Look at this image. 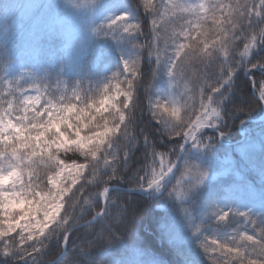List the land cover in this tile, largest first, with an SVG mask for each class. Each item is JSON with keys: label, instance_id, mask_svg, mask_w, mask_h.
<instances>
[{"label": "snow or ice", "instance_id": "obj_1", "mask_svg": "<svg viewBox=\"0 0 264 264\" xmlns=\"http://www.w3.org/2000/svg\"><path fill=\"white\" fill-rule=\"evenodd\" d=\"M146 11L156 13L155 6L151 0H145ZM166 12L161 16L168 15L170 20L176 21L177 26L172 30V43L180 37L185 42L176 45L174 53L165 61L168 66L169 75L175 78L183 75L186 64L189 62L211 63L214 57H223L220 76L225 77L217 80L220 87H212V92L223 98V89L230 81L236 68L228 63L229 48L234 47L239 40H246L244 50L240 53L242 58L248 57L250 51L259 44H264V0H230L224 3L223 0H207V2L187 3L186 0H170L165 5ZM191 19H185V17ZM211 21V26L207 22ZM110 23H119L127 33H136L140 25L128 23L127 14L115 17ZM156 21L153 20L155 25ZM259 27V31H257ZM162 39L159 32L154 28L153 40L148 55L156 56L157 63L161 61L162 52L159 42ZM165 47L168 40L164 39ZM138 50L142 47L134 45ZM238 67L248 69L260 68L264 71V58L256 63H246L244 59L237 61ZM251 65V68L248 67ZM140 70V53L137 51L135 57L123 62V72L128 73L125 77L126 90L121 91L119 83L113 89L105 84L99 95L83 99L79 94L73 92L76 102L72 97H61L59 101L46 99L43 107L39 110L35 105L40 103V97L23 95V99L16 97L15 101L8 99L7 102L0 100V252L8 254L14 247H28L32 253L40 251L43 247L42 238L53 235L63 239L67 244L72 235L71 227L74 223L83 224L82 232L87 233L88 229H95L90 220L85 219L87 213L83 212V205L90 204L86 197L77 196V191L83 192V185L73 190L77 183V177L85 170L91 168L96 172L93 161L103 160L112 168L114 175L118 170L116 167L119 159L118 152L121 150L119 142L125 141L124 149L132 144L136 137L128 131L131 122L130 103L133 97V90L136 86ZM119 74H114V78ZM130 77V78H129ZM261 96H264V76L260 82ZM123 95L122 104L117 101V96ZM209 96V101H212ZM7 105L5 107L4 105ZM157 108L163 107L165 112L171 113L172 117L179 119V109L173 106L171 109L157 102ZM206 105L205 112L196 121L188 125L189 131H183L185 137L191 136L194 140L195 131L201 126V120L209 123L212 116H218V108ZM127 110V115H126ZM13 112L22 113L13 117ZM155 112L153 115L155 116ZM184 125H175L171 131L180 135ZM118 149V150H117ZM76 153L83 157L84 163H67L60 158V153ZM125 157L128 156L124 151ZM153 157L157 154L152 153ZM111 157V160L108 157ZM127 158L123 164L127 163ZM39 162L45 167L37 173L33 166L39 168ZM171 163V162H169ZM163 165V161H162ZM171 171V169H169ZM200 183L205 172L196 168ZM28 179L25 180L24 176ZM163 167L159 173L153 169V175L148 180V187L160 186L164 177ZM47 177L46 190L36 180ZM109 175L107 179H111ZM139 183L144 186L143 178ZM39 189V190H38ZM69 193H71L69 195ZM107 187L99 192L100 197H105ZM83 201V203H81ZM79 209V213H77ZM105 215L108 223L103 226V231L96 233V236L104 239V232L111 234L113 220L121 218L120 211L115 215L108 214L103 210L96 215ZM229 215L228 212L217 217L223 221ZM243 215V214H241ZM95 216V215H94ZM93 218V217H92ZM254 223V221H253ZM18 234L16 238H10V234ZM258 235L239 233L238 238L234 237L229 241L220 242L216 239L211 245L206 242L201 244L205 253L208 254L211 248V264H264V231L258 230ZM88 247H94L96 239L88 240ZM32 242V243H28ZM39 245V247L37 246ZM64 264H76L75 259L70 255Z\"/></svg>", "mask_w": 264, "mask_h": 264}, {"label": "rangeland", "instance_id": "obj_2", "mask_svg": "<svg viewBox=\"0 0 264 264\" xmlns=\"http://www.w3.org/2000/svg\"><path fill=\"white\" fill-rule=\"evenodd\" d=\"M48 0H36L34 3L38 4L41 3V9L43 10L46 2ZM187 3H196L194 0H186ZM202 2H207V0H203ZM224 3H229L223 0ZM257 3H259V0H256ZM70 1H67L65 3V9L67 10V7L69 5ZM32 2L29 3V6H31ZM76 11H80L84 9V6L82 5H77L74 8ZM160 12L165 13L166 11L162 8ZM70 15V13L67 15V17ZM83 16H81V19ZM185 19H191V17H185ZM155 20V19H154ZM153 29L161 35L162 39L159 42L160 50L162 52L161 56V61L157 63L156 56L155 54L151 57L155 60L156 66L155 69L157 73L155 77V84H167L169 89L174 91L175 94L183 96L186 98V100L191 102L192 108L194 111L197 113H204L206 108V105H209V98L205 97V94L207 92L211 93V87L208 85L211 84L212 87H218V84L216 83L217 80H222L225 77L220 76V70H221V65L224 63L223 57L217 56L213 58V61L211 63L205 62V63H198V62H189L186 64V69L183 73V75H177L175 78L169 75L168 72V66L166 64V60L169 56H172L175 50L176 45L182 42L183 37H180L179 40H176L175 44L172 43V38H171V33L172 30L177 26V22L170 20L168 15H163L160 16L159 19H157L155 25L153 24ZM167 38L168 44L167 47H165L164 39ZM237 42H241V45L236 43L234 46L237 51L234 53L229 50V59L228 63H231L232 66L234 67L236 64V61L234 59V56H236L237 61L243 59L240 55L241 52L244 50V44L243 40H239ZM247 41L244 40V43ZM103 71H108V67H104ZM122 73L121 69H117L114 71V73L107 75L105 78L100 79L97 81V91L100 92V90L103 88L105 84H108L110 88L113 89V94H114V85L120 81L121 78L124 77L123 74L118 75L117 77L114 78V74H119ZM215 81V82H214ZM214 82V83H213ZM29 88V86H28ZM123 86L121 87V91L126 90L122 89ZM30 95V94H29ZM54 95L56 97L58 96H65L66 92L57 90L55 91ZM73 95V91H70L68 93V97ZM119 97H123V95L117 96V99ZM50 100L56 101L57 99L52 98ZM59 101V99H58ZM44 102L40 105L39 109L43 107ZM190 105V104H189ZM209 112L211 111V108L207 109ZM210 122V121H209ZM201 123H206L204 120L201 121ZM202 138L207 139V137H203L201 134L198 135L197 137V142H201ZM163 161V165H162ZM171 162V163H169ZM173 162V157H162L161 155L158 157V161L154 165V168L150 170L151 175L149 176L148 180L152 178L153 175V169L156 170L157 173L161 171V168L163 167V172L167 170ZM185 169L189 170L192 168V163L191 161H186L183 165ZM195 168H198L200 171L204 172V168L208 169L209 165L202 162L201 157L198 155L197 161L195 162ZM184 173V168L181 174L176 176L173 185H174V192L169 193L165 200L169 203V206L171 210H175L177 212H180L179 207L181 204L184 202V192L189 191L187 183L185 182V179H188ZM159 191V190H158ZM157 191V192H158ZM156 192V193H157ZM115 215V213H114ZM172 227V239H179L185 240L187 237L188 233V228L187 226L182 223L181 221L179 222H174L171 225ZM118 228L120 230V233H123L126 230V226H124L123 223L120 222V219L114 220V226L113 229ZM134 252V251H133ZM136 255V253L134 252ZM137 259V258H136ZM138 260V259H137Z\"/></svg>", "mask_w": 264, "mask_h": 264}, {"label": "trees", "instance_id": "obj_3", "mask_svg": "<svg viewBox=\"0 0 264 264\" xmlns=\"http://www.w3.org/2000/svg\"><path fill=\"white\" fill-rule=\"evenodd\" d=\"M101 36H103V39H106L107 37H108V35H107V31L106 30H104V32H102V35ZM117 42V41H116ZM101 43V41L100 40H96L94 43H93V45H97V44H100ZM108 49L110 50V51H115L114 50V45H108ZM139 104H140V102H139ZM138 104V105H139ZM132 105H133V107L131 108V120H139V117L137 116V112L139 111V109L140 108H138L139 106H135L134 105V102L132 103ZM164 106L165 107H168L169 109H171L173 106H175L176 108H178L179 109V111H180V109H181V104L180 103H175V104H164ZM167 113H170V111L169 112H167ZM128 127H129V129H131V130H134L135 132H136V128L138 127L137 125H134V124H132V125H128ZM150 130H152V128H149ZM153 129H154V127H153ZM155 130V129H154ZM35 167V166H34ZM43 167H45V165H43ZM238 215H240V216H243V215H245V213L243 214V215H241V213H238Z\"/></svg>", "mask_w": 264, "mask_h": 264}]
</instances>
